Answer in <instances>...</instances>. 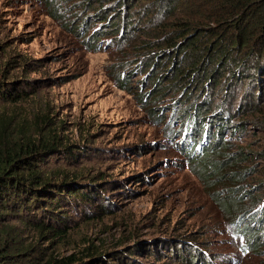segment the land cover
<instances>
[{"label": "rangeland", "instance_id": "rangeland-1", "mask_svg": "<svg viewBox=\"0 0 264 264\" xmlns=\"http://www.w3.org/2000/svg\"><path fill=\"white\" fill-rule=\"evenodd\" d=\"M80 2L0 0V81L24 92L18 101L0 99V127L10 121V130L19 124L34 136L41 125L43 138L56 134L57 155L70 145L78 156L51 161L46 177L74 181L93 195L88 203L78 197L62 205L57 215L69 228L66 241L51 244V238L40 237L32 222H20L28 216L23 211H8L7 229L24 245L75 255L85 264H264V159L256 155L239 162L254 172L246 171L240 180L199 179L189 151L209 144L216 121L182 112L178 104L168 107L173 101L159 102L160 97L156 103L163 117L152 118L150 106L136 95L145 76L128 52L122 53L134 35L117 42L102 37L91 47L85 38L103 24L80 10ZM130 4L147 10L150 1ZM75 9L78 18L91 17L87 34L72 28L81 24L71 15ZM255 77H239L226 93L232 99L228 106L220 105L221 93L211 100L212 114H226L223 138L237 151L264 147V79ZM118 78L130 80L126 88ZM146 86L139 90H149ZM202 119L208 131L195 134ZM194 142L199 145L192 150ZM231 167L224 163L222 172ZM232 197L240 199L238 207H220L222 201L231 205L226 203Z\"/></svg>", "mask_w": 264, "mask_h": 264}, {"label": "trees", "instance_id": "trees-1", "mask_svg": "<svg viewBox=\"0 0 264 264\" xmlns=\"http://www.w3.org/2000/svg\"><path fill=\"white\" fill-rule=\"evenodd\" d=\"M149 1L147 10L131 5L130 0H81L79 8L92 12L103 24L85 38L91 47L102 37L113 36L117 42L120 38L129 41L134 35L122 53L128 52L139 73L145 76L141 84H146L149 90L140 91L143 87L140 85L136 95L150 106L148 110L157 122L163 117L159 116L161 106L156 103L158 97L159 102L163 99V102L173 101V105L168 107L177 108L178 104L182 112L192 111L194 116L208 117L215 122L218 114H211L214 96L221 93L220 105L228 106L232 99L226 93L239 77L253 74L256 81H260L262 76L264 79V0ZM78 11L73 10L71 15L81 24L79 28H72L87 34L91 17L78 18ZM145 26H148L146 30L143 29ZM117 80L122 89L130 81L125 78ZM152 90L155 92L146 102ZM22 95L23 90L16 84L0 81L2 101H18ZM8 123L10 121L0 127V264H85L75 255L56 256L53 251L46 253L44 248L24 245L15 240V235L7 229L3 218L10 214L8 211H23L28 216L32 212L35 215L23 216L20 222L25 225L32 222L40 237L45 235L51 238L49 243L56 244L67 239L69 233V228L57 215L62 205L78 197L86 203L93 198L88 189L78 188L74 181L64 179L54 183L45 175V166L51 161L77 158L78 152L68 145L57 155L55 145L60 138L56 134L43 138V126L40 125L33 136L19 124L16 131L10 130ZM225 125L215 127L212 144L201 147L197 152L189 151L190 162L199 166L196 175L206 182L239 179L248 170L252 175L251 169H243L238 163L249 159L251 162L256 155L264 159V147L248 149L249 152H244V148L232 149L223 138ZM236 130H241L238 123ZM234 153H243L244 156L241 159L233 157ZM224 163L232 166L229 172H222ZM234 166L237 169L233 170ZM233 188L232 185L228 189L231 191ZM232 198L233 202L226 203L231 205L225 206L222 201L220 207L234 210L240 199ZM39 210L44 212L37 214ZM247 229L251 237L258 234L255 229L248 226ZM88 254L90 257L94 255Z\"/></svg>", "mask_w": 264, "mask_h": 264}, {"label": "clouds", "instance_id": "clouds-1", "mask_svg": "<svg viewBox=\"0 0 264 264\" xmlns=\"http://www.w3.org/2000/svg\"><path fill=\"white\" fill-rule=\"evenodd\" d=\"M227 108H228V107H227ZM211 114H212V112H211ZM216 114H218L217 118L214 119V120H217V119H218V121H216V126H219V125L221 126L223 123L226 124V125L228 124L227 118H225V117H226V114H224V113L222 114V112H221V110H220L219 113H213L212 115H216ZM229 117H230V122H232L231 120H232L233 117H232L231 115H229ZM220 118H221V119H220ZM219 119H220V120H219ZM203 121H204V122H202V123L200 124L201 127H199L200 125L194 127V128H195V131H194V129H193V131H194L195 134H196V133H197V134H198V133L200 134V133H203V132L206 133V132L208 131V123H205V120H203ZM212 122H214V121H212ZM204 124H207V126H206V125L204 126ZM209 125H210V123H209ZM202 126H203V128H202ZM206 128H207V129H206ZM205 129H206V130H205ZM202 131H203V132H202ZM214 134H215L214 132L211 133L212 137H211L210 140L208 141L209 144H212V143H210V141H214V139H215V138H214ZM197 138H200V136H197V137L195 138L196 141H197ZM224 140H225V139H224ZM196 143H197V144H196ZM194 144H196V146L199 145L198 142H194L193 145H194ZM193 145H192V146H193ZM201 147H203V145H202ZM199 149H200V148H199Z\"/></svg>", "mask_w": 264, "mask_h": 264}]
</instances>
